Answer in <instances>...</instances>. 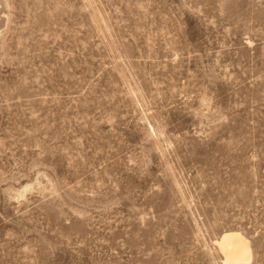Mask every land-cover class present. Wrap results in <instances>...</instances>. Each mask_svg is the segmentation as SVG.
Segmentation results:
<instances>
[{"label": "rangeland", "instance_id": "obj_1", "mask_svg": "<svg viewBox=\"0 0 264 264\" xmlns=\"http://www.w3.org/2000/svg\"><path fill=\"white\" fill-rule=\"evenodd\" d=\"M264 264V0H0V264Z\"/></svg>", "mask_w": 264, "mask_h": 264}, {"label": "bare ground", "instance_id": "obj_2", "mask_svg": "<svg viewBox=\"0 0 264 264\" xmlns=\"http://www.w3.org/2000/svg\"><path fill=\"white\" fill-rule=\"evenodd\" d=\"M225 264H248L252 260L249 242L238 232H225L217 242Z\"/></svg>", "mask_w": 264, "mask_h": 264}]
</instances>
